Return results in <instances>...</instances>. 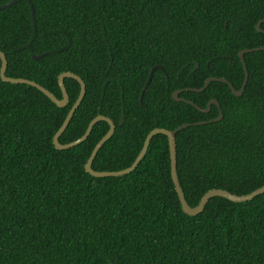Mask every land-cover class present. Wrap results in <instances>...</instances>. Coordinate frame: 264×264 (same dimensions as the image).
I'll list each match as a JSON object with an SVG mask.
<instances>
[{
    "label": "trees",
    "instance_id": "obj_1",
    "mask_svg": "<svg viewBox=\"0 0 264 264\" xmlns=\"http://www.w3.org/2000/svg\"><path fill=\"white\" fill-rule=\"evenodd\" d=\"M262 20L264 0L19 1L0 10V51L7 77L58 99L59 76H80L86 94L60 142L80 139L106 116L116 131L93 168L120 171L152 130L219 117L217 105L203 113L173 93L210 77L240 90L239 53L264 47ZM245 61L242 96L222 82L180 94L202 109L215 99L223 113L177 134L178 177L191 207L212 189L241 196L264 186V50ZM155 66L163 69L141 101ZM65 85L70 102L59 108L36 88L0 80V264H264V194L245 203L214 197L198 216L185 214L166 136H155L137 169L121 177L85 170L106 121L84 143L56 149L81 91L75 79Z\"/></svg>",
    "mask_w": 264,
    "mask_h": 264
},
{
    "label": "water",
    "instance_id": "obj_2",
    "mask_svg": "<svg viewBox=\"0 0 264 264\" xmlns=\"http://www.w3.org/2000/svg\"><path fill=\"white\" fill-rule=\"evenodd\" d=\"M19 1H26L28 2V0H11L10 2H8L7 4L4 5H0V10L8 8L12 5H14L15 3L19 2ZM30 11H31V17H32V21L34 22V18H33V10L30 7ZM264 23V20L260 21L257 25H256V29L259 33H264V30L261 28L262 24ZM264 50V47H259V48H255V49H247V50H243L239 53V57L243 63V67H244V71H245V79L243 82V85L241 87L240 90H236L233 85L226 79V78H215V77H210L205 81V84L202 88H186L184 90H177L173 93V99L177 102H184L187 104H190L192 106H194L197 110L203 112V113H209L211 111V107L212 105H217L219 110H220V115L218 118L207 121V122H198V123H189V124H184L180 127H178L177 129L174 130H168V129H164V128H156L154 130H152L146 137L145 141H144V145L140 151V154L138 155V157L136 158V160L134 161V163L124 169V170H120V171H104V172H100V171H96L93 168V163L100 151V149L104 146V144L109 141L112 136L115 134L116 131V125L114 123V121L106 116L103 115H98L96 118H94L88 128L87 131L85 132V134L78 140L73 141L71 143L68 144H62L60 142V138L63 135V133L66 131V129L68 128L74 114L76 113L77 109L80 107V105L83 102V99L85 97L86 94V84L85 82L82 80V78L74 73L71 72H65L62 73L59 78H58V83L60 86V89L62 91V99H58L55 95H53L49 90H47L46 88H43L42 86L38 85L37 83L33 82V81H29L26 79H21V78H10L6 76V68H7V60L5 55L0 51V62H1V66H0V80L4 83H10V84H23V85H27V86H31L33 88H36L38 91H40L42 94H45L54 104H56L59 108H64L66 106H68L69 102H70V98L66 89V85H65V79L67 78H71V79H75L76 81L79 82L80 86H81V91H80V95L77 99V101L74 103V105L72 106V108L70 109L63 125L61 126V128L58 130V132L56 133V135L54 136V145L56 147V149L58 150H68L71 149L73 147H76L82 143H84L88 137L90 136V134L93 131V128L95 127V125L101 121H106L109 124V131L107 132V134L100 140V142L96 145L95 149L93 150L91 157L89 158L88 162L85 165V170L87 173H89L91 176L96 177V178H107V177H121L127 174H130L132 172H134L137 167L140 165V163L142 162V160L144 159L149 146L151 144L152 139L157 136V135H164L168 138V143H169V149H170V158H171V176H172V180L174 182L175 185V190L178 194L181 206H182V210L185 214L189 215V216H198L199 214H201L206 205L208 204V202L210 201V199L214 198V197H221L224 199H227L228 201H231L233 203H245V202H249L252 201L255 197L259 196V195H263L264 194V186H262L261 188L253 191L250 194L247 195H235L232 194L226 190H222V189H212L210 191H208L201 199L200 203L196 206V207H191L184 195V191L181 187L180 184V180L178 177V159H177V134L189 127L192 126H199V125H205L207 123L210 122H217L220 121L221 119H223V113L221 111L220 108V104L217 100L212 99L208 105L206 109H202L201 107H199L198 105H196L194 102L186 100L185 98L180 97V94H182L183 92H188V91H193V92H203L205 91L211 82H222V83H226L229 85L232 93L237 96L240 97L243 95L248 80H249V73H248V69H247V65H246V61H245V55L248 53H252V52H256V51H262ZM40 57H36L34 56L33 59H38ZM158 69H163L160 66H155L153 67V69L151 70L149 79L147 81V84L143 90L142 96H141V101L143 100V96L150 84V82L152 81L153 75L154 73L158 70ZM123 124V120L121 122V125Z\"/></svg>",
    "mask_w": 264,
    "mask_h": 264
}]
</instances>
